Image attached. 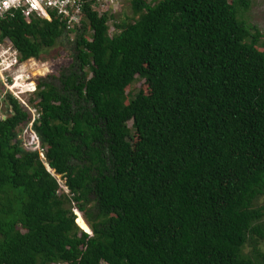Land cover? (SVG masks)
<instances>
[{"label": "trees", "instance_id": "obj_1", "mask_svg": "<svg viewBox=\"0 0 264 264\" xmlns=\"http://www.w3.org/2000/svg\"><path fill=\"white\" fill-rule=\"evenodd\" d=\"M130 3L136 19L112 26L96 0L80 28L55 13L0 22L20 62L62 39L72 57L30 100L44 162L19 139L30 115L3 100L0 264H264V49L241 18L249 0ZM137 79L147 93L127 91Z\"/></svg>", "mask_w": 264, "mask_h": 264}, {"label": "built area", "instance_id": "obj_2", "mask_svg": "<svg viewBox=\"0 0 264 264\" xmlns=\"http://www.w3.org/2000/svg\"><path fill=\"white\" fill-rule=\"evenodd\" d=\"M113 1L96 0V5L92 8L97 12H99L97 8L104 11ZM85 2L86 0H0V22L12 17L15 12L21 13L24 17L35 15L45 20L50 19V13H55L65 22L67 29L80 28L85 18L82 10ZM25 62H20L18 52L8 40L0 41V111L2 112L3 100L10 96L30 115V121L22 127L19 139L26 151L37 152L44 162L45 150L33 129L34 122L39 120V112L23 99L24 96H30L36 91V82L20 70Z\"/></svg>", "mask_w": 264, "mask_h": 264}, {"label": "rangeland", "instance_id": "obj_3", "mask_svg": "<svg viewBox=\"0 0 264 264\" xmlns=\"http://www.w3.org/2000/svg\"><path fill=\"white\" fill-rule=\"evenodd\" d=\"M147 2H152V0H147ZM250 4L246 11H243L241 18L243 21L250 26H254L259 33L262 35L259 44L261 47L260 50H263L264 47V0H249ZM108 10L105 12L109 16L113 17V20L109 21V25H113L114 23H131L136 19L138 15H134L130 0H114L108 4ZM97 10L102 13V9L97 8ZM110 29L114 32V27ZM74 34L69 35V41H72ZM57 43L54 47L49 49H42L40 51V55L38 60L30 59L20 68L24 74H28L32 77V81L36 82L45 76H52L58 77V74L63 70L67 69L72 64V57H71V46L64 41ZM48 81L57 84L54 79L48 78ZM132 91L136 93L138 90H142L144 93H147L148 86L144 79H137L127 91ZM33 94L30 96H24L23 99L29 105H31V99L33 98ZM2 104V108L6 110V106ZM1 108V109H2ZM3 110V111H4ZM0 111V115L3 113ZM129 127L131 125L129 124ZM134 148V144H133ZM62 186V185H61ZM255 207H262L264 206V195L259 197L254 202ZM76 214V211L74 212ZM78 214V212H77ZM79 215V214H78ZM80 216V215H79ZM81 217V216H80ZM76 220L83 221L82 217ZM84 222V221H83ZM77 224V222H76ZM84 229H88V226L84 222V224L80 225ZM90 234V230L88 232ZM253 244L252 242H247V244L243 248V253L246 255H250L253 251Z\"/></svg>", "mask_w": 264, "mask_h": 264}, {"label": "bare ground", "instance_id": "obj_4", "mask_svg": "<svg viewBox=\"0 0 264 264\" xmlns=\"http://www.w3.org/2000/svg\"><path fill=\"white\" fill-rule=\"evenodd\" d=\"M78 218H81V217L79 216ZM76 222H77V225H78V226L84 224V222L81 221V220H76ZM80 227H81V226H80ZM82 229H83V230H86V231H89L88 229H84V228H82Z\"/></svg>", "mask_w": 264, "mask_h": 264}, {"label": "water", "instance_id": "obj_5", "mask_svg": "<svg viewBox=\"0 0 264 264\" xmlns=\"http://www.w3.org/2000/svg\"><path fill=\"white\" fill-rule=\"evenodd\" d=\"M45 167H46L47 170H50V169H49V166H48L47 164H45Z\"/></svg>", "mask_w": 264, "mask_h": 264}, {"label": "clouds", "instance_id": "obj_6", "mask_svg": "<svg viewBox=\"0 0 264 264\" xmlns=\"http://www.w3.org/2000/svg\"><path fill=\"white\" fill-rule=\"evenodd\" d=\"M76 216H77V212H76Z\"/></svg>", "mask_w": 264, "mask_h": 264}, {"label": "snow or ice", "instance_id": "obj_7", "mask_svg": "<svg viewBox=\"0 0 264 264\" xmlns=\"http://www.w3.org/2000/svg\"><path fill=\"white\" fill-rule=\"evenodd\" d=\"M35 6V5H34Z\"/></svg>", "mask_w": 264, "mask_h": 264}]
</instances>
